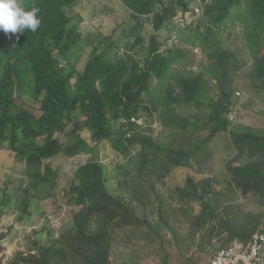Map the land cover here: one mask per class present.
<instances>
[{
	"label": "trees",
	"instance_id": "16d2710c",
	"mask_svg": "<svg viewBox=\"0 0 264 264\" xmlns=\"http://www.w3.org/2000/svg\"><path fill=\"white\" fill-rule=\"evenodd\" d=\"M76 1L24 0L26 10L32 6L40 9V26L35 32L25 29L24 34L9 33L10 42L3 38L0 41V46H6L4 49L10 47L5 60L8 81L0 85V146L6 142L16 156L26 161L29 184L24 191L33 190L45 198L60 195L72 208V223L58 238L45 245L35 243L28 253L17 252L8 264H113L110 250L118 232L138 227H145L143 240L152 241L154 235L162 243L160 227L139 207L151 205V194L157 195L155 183L177 167L190 166L197 146L219 131L231 132V143L239 159L235 165L228 166L230 181L242 197L254 195L258 205L264 207V133L242 127L232 130L228 119L237 104L233 86L238 77L251 80V84H264V57L257 47L253 49L254 44L262 45L257 37L264 31V0H244L248 7L245 44L253 49L249 64L221 41L231 31L233 19L241 20V15L231 16V9L241 0H200L204 10L195 24L203 22L201 47L212 64L200 71L181 67L179 58L183 50L161 45L157 33L167 24L171 26L173 15L189 14L190 0H119L135 19L136 30L142 26L141 17L151 21L153 34L144 54L135 55V42L125 41L127 53L114 58L113 43H105L109 38H103L99 39L100 44H93L82 70L74 65L60 66V60L70 56L81 36L78 24L72 23L65 11V7ZM134 33L136 40L142 41ZM206 73L215 76L216 92L215 100H208L210 111L204 123L209 126V133L192 142L199 127L198 117L181 116L176 109L183 105L198 108L202 104L201 98L208 93L204 83L210 80L204 82ZM152 79L156 80L153 87ZM8 83L15 87L14 98L19 97L23 102L19 105L14 99L15 110L10 112L4 87ZM244 89L252 91L247 86ZM25 92L29 93L26 99L22 95ZM28 98L38 102V113L26 105ZM152 115H157L160 124L168 129L165 145L140 133L147 126V117ZM132 116L141 118L143 123L130 122ZM189 127L188 146L173 148L171 143ZM83 131L89 133L90 143L81 134ZM103 140L111 141L124 157H130L135 144L141 146L134 160L128 158L129 165L121 172L124 177L120 181L121 189L111 192L106 185L104 167L91 159L76 168L68 185L57 190V171L44 161L59 153L66 156L91 153ZM243 158L247 161L243 162ZM175 191L182 200L200 203V212L193 220L197 230L213 221L219 223L220 211L215 209L219 193L208 179L196 182L187 177L184 185L176 186ZM28 205L29 201L25 202L23 209ZM225 205L221 210L228 212L230 207ZM263 216L264 211L258 215L240 212L232 217V223L223 221L227 237L221 245L236 238L247 240ZM1 249L0 244V252Z\"/></svg>",
	"mask_w": 264,
	"mask_h": 264
},
{
	"label": "rangeland",
	"instance_id": "374dc122",
	"mask_svg": "<svg viewBox=\"0 0 264 264\" xmlns=\"http://www.w3.org/2000/svg\"><path fill=\"white\" fill-rule=\"evenodd\" d=\"M20 2L24 6V0ZM199 2L200 0H190V6L198 7V13H201L204 7ZM65 11L71 17L72 23L78 24V31L81 33L77 43L71 49L70 56L64 58L67 59L65 66L74 65L77 70L83 69L93 44H100L99 39L109 38L105 40V43H113L111 52L115 58L127 53L123 46L125 41L135 42L133 49L135 55L144 54L148 40L153 34L149 18L141 17L142 26L136 30L135 19L119 0H77L75 4L65 7ZM247 14V3L241 0L238 6L231 9V16L241 15V20L233 19V23H230L231 31L228 35H224L221 41L224 47L235 51L249 64L252 61V51L256 47L264 57V31L257 37L262 45L257 43L254 44L253 49L249 48L245 44L247 34L244 32ZM202 24L203 22H200L198 26L197 24L191 26L178 24L177 26L171 22V26L167 24L165 29L157 32L161 45L170 47L171 50L175 48L183 50L179 60L181 67L185 69L200 71L205 65L207 67L212 65L203 55L201 47L202 42L204 43L201 34L205 30ZM135 31L142 41L136 40ZM8 36L9 33L0 31V41L1 38L8 42L12 41L8 39ZM89 39L92 40L91 44ZM5 47L0 46V85L8 81L5 60L9 56L10 47L4 49ZM174 67L177 68L179 65ZM208 78L210 80H207ZM204 82V89L208 90L204 96L208 94V97L201 96L202 104L198 108L195 105H183L176 109L181 116L194 114L198 117L196 124L199 127L194 131L192 142L198 138H205L209 133V126L204 123L210 111L208 100L216 98L215 76L206 73ZM251 82L249 79L245 81L238 77L237 83L233 86L237 104L234 108L235 121L231 122V129L249 128L261 134L264 133V84L259 82L251 84ZM155 83L156 80L152 79L151 87ZM244 86L252 91L248 92ZM4 87L7 93V110L10 112L15 110V87L9 83ZM236 90L240 91V95L235 94ZM22 95L26 99L29 93L25 92ZM18 98L15 99L16 103L23 105ZM26 105H29L33 112L38 113L37 101L28 98ZM138 120V123H141L140 119ZM68 128L69 125L66 130ZM190 131V127L186 131H181V137L178 136L171 146L173 148L187 147ZM140 133L164 145L168 142L165 137L168 129L160 124L157 115L147 117V126ZM81 134L86 137L88 143L91 142L87 131ZM230 137L229 130L217 132L212 138L204 140L197 146L190 160V166L177 167L155 183L157 195L151 194V205L147 204L145 208H139L149 220L155 221L160 227L162 243L154 235H152V241L143 240L141 237L145 227L119 231L110 250V260L113 264L129 261L133 264H206L214 248H218L221 244L223 232L227 230L222 227L223 221L232 223V217L239 216L240 212H253L258 215L264 211V207L258 205L256 196L242 197L230 181L227 174L228 166L235 165L239 160L236 158V151ZM60 139L63 140V137ZM140 148L139 144H135L131 149L130 157H124L119 149L113 147L111 141L103 140L91 153L82 152L72 156L59 153L44 162L49 163L57 171V190H61L68 185L78 166L88 160L96 159L104 167L107 187L114 192L121 187L120 181L124 178L121 172L128 167V158L132 160ZM242 161L247 160L243 158ZM187 177L193 178L196 182L208 179L219 193L215 200V209L220 211L219 223L213 221L202 229H196L193 220L200 212V203L194 200H182L175 191L176 186L184 185ZM28 184L26 161L22 156H16L4 142L0 146V235H3L0 240L2 246L0 264H8L17 252L28 253L35 243L49 244L72 223V208L62 200L60 195L56 197L50 195L46 198L43 197L44 195L37 196L33 190L24 191ZM27 201L29 205L24 210V204ZM134 202L137 203V201ZM224 204L230 207L228 212L221 210ZM20 215H22L21 219ZM211 229L213 230L210 231Z\"/></svg>",
	"mask_w": 264,
	"mask_h": 264
},
{
	"label": "built area",
	"instance_id": "2783aa9c",
	"mask_svg": "<svg viewBox=\"0 0 264 264\" xmlns=\"http://www.w3.org/2000/svg\"><path fill=\"white\" fill-rule=\"evenodd\" d=\"M198 14V8H194V13L188 18L175 17V23L186 26L191 23L192 19ZM240 95V91H235ZM140 119L141 123H138ZM228 119L234 122V114H229ZM130 122L142 124L141 118L134 116L129 118ZM129 135V134H128ZM227 233L223 232L221 241L225 240ZM222 244V242H221ZM218 245L211 253L206 264H264V216L257 228L247 240L234 239L227 245Z\"/></svg>",
	"mask_w": 264,
	"mask_h": 264
},
{
	"label": "clouds",
	"instance_id": "9594fccd",
	"mask_svg": "<svg viewBox=\"0 0 264 264\" xmlns=\"http://www.w3.org/2000/svg\"><path fill=\"white\" fill-rule=\"evenodd\" d=\"M199 3L201 4V1ZM194 8L198 7L190 6V13L186 16L180 14L173 15L171 22L178 26V24L175 23V17L188 18L193 15ZM39 12L40 9L36 6H32L30 9L26 10L20 0H0V31H3L5 34L11 33L13 35L17 33L24 34L25 29L35 32L41 24V19L38 17ZM201 13H198L188 25L191 26L195 24L197 16ZM16 39H19V36H16ZM66 64L67 59L60 60V66H65Z\"/></svg>",
	"mask_w": 264,
	"mask_h": 264
}]
</instances>
